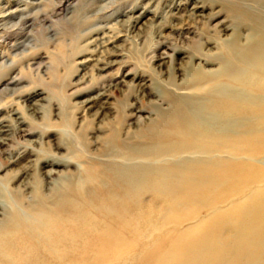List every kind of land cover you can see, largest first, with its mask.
<instances>
[{
    "label": "rangeland",
    "instance_id": "374dc122",
    "mask_svg": "<svg viewBox=\"0 0 264 264\" xmlns=\"http://www.w3.org/2000/svg\"><path fill=\"white\" fill-rule=\"evenodd\" d=\"M251 2L0 0V127L7 131L0 140V228L16 215L41 232L42 211L60 202L94 207L86 192L96 180L109 182V171L188 161L187 154L146 159L140 151L170 129L179 106L246 97L222 76L248 67L237 50L264 22V0ZM194 4L204 8L199 18L190 15ZM152 196L142 191L141 203ZM173 212L145 210L143 226L157 223L152 237L180 229L166 220ZM39 249H25L26 259Z\"/></svg>",
    "mask_w": 264,
    "mask_h": 264
},
{
    "label": "bare ground",
    "instance_id": "6f19581e",
    "mask_svg": "<svg viewBox=\"0 0 264 264\" xmlns=\"http://www.w3.org/2000/svg\"><path fill=\"white\" fill-rule=\"evenodd\" d=\"M198 5H190L194 18L204 9ZM263 23L255 26L247 48L237 50L248 67L227 69L222 76L239 84L246 97L208 99L191 110L179 106L170 129L149 150L140 151L146 159L187 154L188 161L132 168L127 174L109 171V182L96 180L86 192L94 207L75 199L67 206L58 203L55 210L41 208V232L12 216L0 228V264H264V167L255 164H264ZM6 132L0 127V140ZM144 190L153 192L148 203H141ZM145 210L151 215L174 211L166 220L180 229L152 237L157 223L143 226ZM203 210L208 214L200 217ZM67 219L71 224L63 223ZM79 223L89 226L90 233L79 230ZM186 223L190 225L181 228ZM34 243L38 257L27 260L24 251Z\"/></svg>",
    "mask_w": 264,
    "mask_h": 264
}]
</instances>
